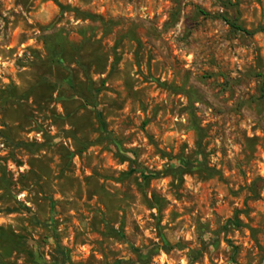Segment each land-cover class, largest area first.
Wrapping results in <instances>:
<instances>
[{
	"label": "rangeland",
	"instance_id": "374dc122",
	"mask_svg": "<svg viewBox=\"0 0 264 264\" xmlns=\"http://www.w3.org/2000/svg\"><path fill=\"white\" fill-rule=\"evenodd\" d=\"M260 28L264 0H0V264H264Z\"/></svg>",
	"mask_w": 264,
	"mask_h": 264
},
{
	"label": "trees",
	"instance_id": "16d2710c",
	"mask_svg": "<svg viewBox=\"0 0 264 264\" xmlns=\"http://www.w3.org/2000/svg\"><path fill=\"white\" fill-rule=\"evenodd\" d=\"M227 24L233 29L234 31L241 32L245 35H250L251 33L242 27L236 25L235 23L231 21H227ZM259 31L264 32V28H260ZM44 43H45V48L47 51V59L50 63L56 65V66H61L63 64L62 60V54L64 53L65 49L64 46L62 45V42H59L60 39L57 38H44ZM82 68V66H81ZM83 74L86 78H88V71L86 68H82ZM236 224H238V221H236Z\"/></svg>",
	"mask_w": 264,
	"mask_h": 264
}]
</instances>
